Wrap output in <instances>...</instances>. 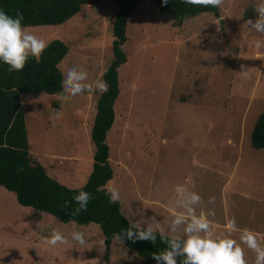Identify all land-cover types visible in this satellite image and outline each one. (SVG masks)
Segmentation results:
<instances>
[{"label":"rangeland","instance_id":"1","mask_svg":"<svg viewBox=\"0 0 264 264\" xmlns=\"http://www.w3.org/2000/svg\"><path fill=\"white\" fill-rule=\"evenodd\" d=\"M253 3L223 0L219 18L203 13L174 28L172 16L143 0L128 20L122 46L127 61L118 69L120 94L106 137L113 178L105 190L119 191L120 211L130 224L155 217L167 230L175 187L182 184L202 197L197 214L214 210V237L227 234L233 219L232 238L239 240L241 229L264 234V150L250 144L264 113V47H256L264 35L250 31L243 19L247 11L257 18ZM116 13L112 1L102 0L62 25L26 29L47 43L63 41L69 52L61 73L75 64L94 86L113 61ZM242 65L245 74L239 73ZM100 94L20 95L30 155L69 189L83 187L92 170L90 130ZM235 163L233 182L221 193L212 176L220 168L230 172ZM232 188L241 195H231ZM52 230L68 242L45 244ZM73 231L83 232L86 242H74ZM104 241L98 225L61 223L20 206L14 193L0 187V264H144L115 238L105 259ZM245 256L253 264L250 250Z\"/></svg>","mask_w":264,"mask_h":264},{"label":"trees","instance_id":"2","mask_svg":"<svg viewBox=\"0 0 264 264\" xmlns=\"http://www.w3.org/2000/svg\"><path fill=\"white\" fill-rule=\"evenodd\" d=\"M102 0H0V9L13 17L23 15L25 28L59 26L77 15L81 8L96 5ZM117 6L112 33L113 61L102 74L108 90L96 101V115L90 130L94 147L91 173L85 185L69 189L49 177L42 165L29 152L25 117L21 109V94L56 95L62 91V73L59 64L69 52L61 40H53L37 61L30 58L20 72L9 73L7 65L0 64V187L14 193L17 203L36 211L49 214L61 223H75L79 226L96 224L105 241L104 258L108 259L114 234L121 233L131 224L122 215L120 203L109 202L106 184L112 180L113 171L109 165L107 133L115 121L114 105L120 94L118 69L126 63L122 46L126 43V26L136 6L143 0H110ZM163 15L173 17V27L180 28L188 17L211 13L219 18V8L203 5H183L179 0H170L162 6L161 0H149ZM255 14L247 11L243 19H253ZM254 150L264 149V113L261 114L250 136ZM80 190L92 194L86 211H79L73 197ZM66 206V208H65ZM122 242V241H120ZM143 260L144 264H157L152 253L162 251L166 245L158 238L155 246L150 241H136L125 238L122 242Z\"/></svg>","mask_w":264,"mask_h":264},{"label":"clouds","instance_id":"3","mask_svg":"<svg viewBox=\"0 0 264 264\" xmlns=\"http://www.w3.org/2000/svg\"><path fill=\"white\" fill-rule=\"evenodd\" d=\"M170 0H161L162 6ZM183 5H203L218 8L223 0H179ZM253 12L257 18L253 21H245L250 31L264 35V0H254ZM23 15L17 13L15 17L4 9H0V64L7 65L9 73L20 72L24 69L30 58L37 61L48 47V43L29 32L22 24ZM256 47H264V41H257ZM244 66L239 73L245 74ZM88 73L77 65L67 66L62 73V94L65 99L84 93H101L108 90V85L103 80L95 81V85L86 83ZM176 200L173 205V218L166 230L160 222L152 217L150 220H140L121 233L114 234V238L124 242L125 238L136 241H150L156 245L160 242L166 247L159 252L152 253V258L157 264H248L245 249L254 254L253 264H264V244L248 229H241L239 240L232 238L231 232L236 229V222L231 221V228L227 234L212 235L211 221L209 217L215 216L214 210L197 214V208L202 203V197L195 191H190L186 186L178 184L175 187ZM109 202L115 204L120 199L119 191L113 187L109 189ZM92 194L80 190L73 197L79 205V211H86ZM66 208V206H65ZM182 211H176L175 209ZM151 221V223L149 222ZM142 225H146L143 227ZM71 239L79 244L86 242L85 234L81 231H73ZM68 238L61 232L52 230L44 239V243L56 247L66 244Z\"/></svg>","mask_w":264,"mask_h":264},{"label":"crops","instance_id":"4","mask_svg":"<svg viewBox=\"0 0 264 264\" xmlns=\"http://www.w3.org/2000/svg\"><path fill=\"white\" fill-rule=\"evenodd\" d=\"M24 117H25V115H24ZM25 127H26V119H25ZM92 163H93V159H92ZM232 167H233V169L228 173L225 169L220 168V170L214 172L215 176H212L213 181L211 183H213L215 180H217L219 182V185H220V192L221 193H225V189L227 188V186H230L233 182V179H234L235 173H236L235 168L237 167V163H235ZM230 193H231V195H241V191L239 189H236V188H232L230 190ZM226 227L230 228L229 225H226ZM253 233L256 236L264 237L263 233H257V232H253Z\"/></svg>","mask_w":264,"mask_h":264}]
</instances>
